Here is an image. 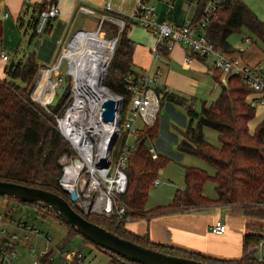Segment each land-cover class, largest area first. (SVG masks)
Returning <instances> with one entry per match:
<instances>
[{
    "label": "trees",
    "instance_id": "1",
    "mask_svg": "<svg viewBox=\"0 0 264 264\" xmlns=\"http://www.w3.org/2000/svg\"><path fill=\"white\" fill-rule=\"evenodd\" d=\"M54 1L56 0H44L42 4L33 7L29 20L31 39L38 37L36 25L39 12ZM204 5L205 0L198 1L194 20L201 16ZM115 15L126 16L116 13ZM20 17L23 18L22 15ZM52 20L54 19L47 23L44 34L51 32ZM105 26L114 36H118V42L104 85L114 93L123 95L125 103H128L130 93L126 89L124 77L129 74H140L134 70L132 63L134 43L128 36L131 24L127 20L121 32L117 25L105 22ZM242 28L249 30L264 46V23L242 0H232L228 1L223 10L212 19L206 29V36L217 48L233 54L237 50L230 44L229 37ZM56 33L57 31L53 32L52 37L47 35L43 39L40 50L33 51L18 61H11L4 68L5 77L0 79V181L43 189L68 200V195L60 184L63 175L61 158L73 155V150L58 131L54 115L64 112L67 104L64 103V99L67 91L70 94V86H66L64 95L56 105L49 106L50 112L31 98L41 64L49 62L54 54L53 35ZM2 34L3 25L0 20V38ZM98 43L101 46L109 45L103 35L99 36ZM163 53L168 54L167 51ZM213 76L220 78L221 75L215 73ZM215 80L220 81L217 78ZM155 92L160 98L161 109L165 102L187 108L189 122L178 144L179 155L198 156L214 166L216 171L214 175H209L205 170L185 167V188L176 190L170 205L157 207L152 211L157 212L163 208L185 211L191 207L220 204L240 208L245 216L264 219V118L254 131L250 129V122L256 116V108L249 103L251 90L238 76H229L226 84H222L218 98L211 105L203 103L199 112L193 108L190 98L170 91L165 86L155 87ZM205 127L213 128L218 132L220 147H215L206 140ZM158 130L159 121L140 129L137 144L130 154L126 170L128 185L122 198L131 208L130 214L133 218L145 217L151 212L146 209L150 189L159 171L172 160L171 157L159 153L155 160L149 152L147 143L158 137ZM207 181L214 183L216 200L204 195L203 189ZM1 198L7 200L5 207L8 211L12 206L16 207L15 205L32 207L40 216H51L61 222L68 228L69 237L79 235L55 213L40 205L0 196ZM81 215L123 239L168 255L209 264H264V258L251 260L247 254L249 246L264 240V233L244 236L246 253L241 259L219 261L199 254L163 247L151 242L147 236H136L126 229L124 220H118L115 216ZM95 247L109 254L111 264H138L98 246Z\"/></svg>",
    "mask_w": 264,
    "mask_h": 264
},
{
    "label": "built area",
    "instance_id": "2",
    "mask_svg": "<svg viewBox=\"0 0 264 264\" xmlns=\"http://www.w3.org/2000/svg\"><path fill=\"white\" fill-rule=\"evenodd\" d=\"M152 1L139 0L134 11L125 17L112 12L110 1L103 4L101 14H97L95 9L85 4L80 5V11L88 15H99V21L97 29L80 30L74 37L82 32L95 33L103 35L109 42L103 54L104 66L100 73L96 72L97 59L92 62L89 56L80 55L81 49L75 52L72 60L66 56L74 37L68 42L67 48L63 47L54 67L45 68L41 64L39 69L31 98L47 112H50L49 106L54 104L58 90L63 84L67 82L70 86L64 112L54 115L58 131L73 150V155L61 158L62 176L65 175L66 181H62L61 177L60 184L64 191H75L76 201H71L69 194H66L74 209L83 215L115 216L124 221L132 218L131 208L122 198L128 185L126 170L130 154L137 144L139 130L151 126L161 109L160 98L155 92V87L159 86L161 70L154 77L148 74H129L124 77V81L130 93V100L125 103L123 95L112 94L117 103L115 118L112 122L103 121L101 103L104 99L95 94L93 82L98 81L97 77L101 76L100 83L104 84L118 42V36L112 35L110 39L105 37V22L117 25L119 32L126 26L127 20L131 25H139L150 31L156 40L152 49L153 61L163 58L164 51L170 53L175 47L181 46L188 51L185 62L191 63L194 57L204 62L207 72L211 75L219 73L226 78L238 76L252 92L249 103L256 109L264 108V68L259 64L246 63L237 54H229L217 48L206 36V29L212 19L232 0H205L201 16L197 20H187L181 25L158 22ZM192 1L197 4L199 0ZM29 2L30 0H25V3ZM59 12L57 0L39 12L36 25L38 35L44 31L49 20L58 17ZM1 58L9 60L5 52L1 54ZM64 61L67 63L68 72L62 77L59 71ZM43 69L49 71L48 77L43 82L44 86L37 89ZM51 74H55V77L52 78ZM149 152L153 159L158 158L159 154L154 145L149 146ZM159 183L156 178L153 185ZM11 210L0 206V264H16L20 248L28 250L32 258L31 264H88L82 252L54 247L52 238L47 233L41 232L17 216L18 206H12ZM226 230L222 220H217L210 226L211 233L216 235H222ZM31 235L35 240L42 238L45 248H36L34 240L29 244ZM258 244L261 248L264 240Z\"/></svg>",
    "mask_w": 264,
    "mask_h": 264
},
{
    "label": "crops",
    "instance_id": "3",
    "mask_svg": "<svg viewBox=\"0 0 264 264\" xmlns=\"http://www.w3.org/2000/svg\"><path fill=\"white\" fill-rule=\"evenodd\" d=\"M57 1L60 12L58 17L52 20V30L46 34V36L58 31L59 28H62L65 32L93 29L96 26L97 16L88 15L80 11L79 7L81 4L93 8L97 14H101V7L103 4L110 1L113 13L129 15L134 11L139 0ZM242 1L264 23V0ZM43 2L44 0H30L29 3H25V0H0V20L2 21L4 30L7 28L6 21L9 20L14 27L17 28L21 36L30 35L29 20L32 16V9ZM152 3L155 6V19L158 22H171L176 25H181L187 20L192 19L195 16L197 8V4L192 0H154ZM130 4L131 8L129 6ZM5 14H7L6 17ZM21 15L23 17L22 19L20 17ZM78 20H80V25H77ZM133 26L136 25L132 24L130 29ZM22 31L23 34H21ZM130 32L131 31H128V36L132 40ZM149 32L150 31H148V33ZM150 34L152 33L150 32ZM91 36L92 33L83 32L81 39L73 40L87 43L92 39ZM152 36L154 37L153 34ZM152 40L153 41H146L143 43H137L132 40L134 43L132 63L136 72L148 74L152 77L156 76L158 71L161 70L159 86H165L170 91H173V88H180V83L174 80V77H177L179 74L176 69L178 64H182L183 68H194L196 71L208 73L204 62L197 58L193 57L191 63L185 62L188 51L181 46H177L170 53L164 54V57L159 61H153L152 49L155 46L156 40L155 38ZM78 46L80 48L82 47V45ZM3 52H5V50L2 48L0 50V60L3 66L0 79L5 77L4 68L6 62L10 61V55L7 52L5 53L8 54L9 60L5 61L1 58ZM242 52V59L244 62L260 65L259 58H253L249 53L244 55V53H246L244 50H242ZM17 54L18 52L16 51L15 55ZM236 54V52L233 53V55ZM48 73V71H44L43 73L46 80ZM260 109L263 110L264 108ZM154 147L156 148V146ZM158 153L163 154L162 150ZM181 187L182 188L178 189L185 188V180L184 185H181ZM210 199L216 200L217 197ZM217 220H222L227 227L226 232L222 235H216L210 231V226ZM125 226L126 229L134 235L139 237L147 236L151 242L163 247H171L219 261L241 259L246 253L244 236L246 234L264 233V219L245 216L240 208L220 204L191 207L185 211H171L165 208L157 212L151 210L145 217H132L125 221Z\"/></svg>",
    "mask_w": 264,
    "mask_h": 264
},
{
    "label": "rangeland",
    "instance_id": "4",
    "mask_svg": "<svg viewBox=\"0 0 264 264\" xmlns=\"http://www.w3.org/2000/svg\"><path fill=\"white\" fill-rule=\"evenodd\" d=\"M129 6L131 8V4ZM93 16H97L96 26L93 28L94 30L97 29L99 15ZM6 22L7 28H5V30L3 28V34L0 38V50L3 48V50H5V52L10 55V61L6 62V65L11 61H16L24 58L25 56H28V54L32 53L34 49L35 51L40 50L44 42L43 37H46L44 31L40 35H38L39 40L37 37L31 39L29 34H27L26 36L22 35V37L17 28L14 27V25L11 23V21L7 20ZM77 25H80V20L77 21ZM129 31H131L130 35L132 40L137 43L153 41L152 39L155 38L152 36V34H150V32L148 33L147 29L139 25L131 27ZM77 32L78 30L75 32H65L62 28L58 29L56 35H53L55 44L53 47L54 54L52 55V59L49 62L42 63L45 68H51L57 64L62 54L63 47L67 48L68 42L72 37H74ZM104 33L106 38H112V31H110V29L106 26L104 28ZM21 34H23V31ZM82 34L83 32L78 33L73 39H81ZM50 37H52V34ZM92 42H94V38L90 39L87 43ZM229 42L233 46V48L237 50V56L242 57V50H244L246 52L244 53V55L249 53L253 58H259L260 66L264 68V46L259 39H257L253 34L250 33L249 30H247L246 28H242L241 31L233 33L229 37ZM92 50L96 51L97 49L93 48ZM16 51L18 52L17 55H15ZM2 66L3 64L0 60V73L2 71ZM176 69L179 74L177 77H174V80L180 83V88H173L172 90L175 93L182 94L190 98L193 103V108L197 112L201 110L203 103L211 105L218 98L222 90V84L225 85L227 81V78L223 77L221 74L220 78L215 77L220 80L218 82L215 80L213 75L209 73H203L202 71H196L194 68H183L182 64H178ZM67 72V63L64 61L59 71L60 76L63 77ZM51 76L53 78L55 77V74H51ZM67 84L68 83L65 82L62 88L58 90V95H56L54 99L55 105L64 95ZM106 88L111 94L116 95V93L111 91L108 87ZM68 98L69 91H67L64 103L68 102ZM262 118H264V109H256V116L250 122V129L252 131L255 130L257 124L262 120ZM156 121H159L158 137L152 142L148 141L147 144L149 146H156L158 152L162 150L163 154L171 157L172 160L168 162L166 166L162 168L158 173L157 178L159 179V181H161V183L159 185H153L150 189L148 201L146 204V209L150 211L160 206L170 205L175 191L178 188H182L181 185H184L185 167H196L198 169L205 170L209 175H214L216 171L214 166L198 156L187 154L179 155L178 153L177 148L178 144L182 140V132L185 130L189 122V116L187 114V108L185 106L165 102L160 114L152 125H154ZM204 135L206 140L211 145L220 147L221 143L219 140L218 132L216 130L210 127H205ZM203 190L204 194L208 198L217 197L215 186L212 181H207L204 185ZM67 201H69V198ZM6 202V199L1 198L0 206L4 207L6 205ZM15 206L17 207V205ZM17 212V216L22 217L30 225H34L36 229H39L41 232L47 233L48 236L52 238L54 247L56 246L60 250L81 251L88 261V264H111V257L109 256V254L99 250L89 242H86L79 235H70L69 237L67 231L68 228L63 226V224L56 220L54 217H42L37 213L36 209L23 205H18ZM31 237L32 239L29 244L32 243V240H34L33 244L36 246V248H45V241L42 238L35 240L33 235H31ZM19 251L20 256L16 264H31L32 258L29 255L28 250L20 248ZM263 257L264 245L260 248L257 259L260 260Z\"/></svg>",
    "mask_w": 264,
    "mask_h": 264
},
{
    "label": "water",
    "instance_id": "5",
    "mask_svg": "<svg viewBox=\"0 0 264 264\" xmlns=\"http://www.w3.org/2000/svg\"><path fill=\"white\" fill-rule=\"evenodd\" d=\"M116 101L112 97L105 98L101 103L102 119L112 122L116 113ZM62 181H66L65 175ZM71 201H76L74 190H65ZM0 196L16 201L36 204L55 213L65 224L69 225L76 233L90 241L95 246L119 255L129 262L138 264H209L181 256L144 247L131 240L123 239L113 232L87 220L78 213L71 203L62 196L43 189L29 187L11 182L0 181ZM260 250L259 244L249 246L247 254L251 260H256Z\"/></svg>",
    "mask_w": 264,
    "mask_h": 264
},
{
    "label": "bare ground",
    "instance_id": "6",
    "mask_svg": "<svg viewBox=\"0 0 264 264\" xmlns=\"http://www.w3.org/2000/svg\"><path fill=\"white\" fill-rule=\"evenodd\" d=\"M99 36L100 35L92 33L91 38H94V42L88 43V44L83 43L82 41L72 40L71 45H70L68 51L66 52V56H69L70 59L72 60V56L75 55V52H77L78 50L81 49L80 55L89 56L92 62L97 59L98 69L96 70V72L100 73L102 67L104 66L103 54L105 53L106 48H108V46H106V47L101 46L98 43ZM78 45H82V47L80 48ZM93 48H96L97 50L94 51V50H92ZM44 71H48V70L47 69L42 70V73L40 76V81L38 83L37 89H40L41 87H43L44 86L43 82L46 81V78L43 76ZM97 78L99 80L98 81L94 80V82H93L95 94L99 95L101 97V99L112 97V94L104 87V84L100 83L101 76H98Z\"/></svg>",
    "mask_w": 264,
    "mask_h": 264
}]
</instances>
